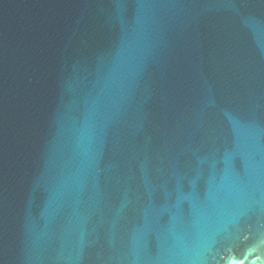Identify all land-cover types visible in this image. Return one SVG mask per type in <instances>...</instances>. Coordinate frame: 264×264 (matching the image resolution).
I'll list each match as a JSON object with an SVG mask.
<instances>
[{
    "label": "water",
    "instance_id": "1",
    "mask_svg": "<svg viewBox=\"0 0 264 264\" xmlns=\"http://www.w3.org/2000/svg\"><path fill=\"white\" fill-rule=\"evenodd\" d=\"M0 264H264V0H0Z\"/></svg>",
    "mask_w": 264,
    "mask_h": 264
}]
</instances>
